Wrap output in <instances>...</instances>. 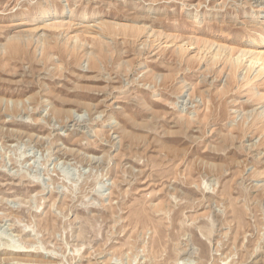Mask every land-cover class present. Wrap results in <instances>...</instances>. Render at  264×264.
Listing matches in <instances>:
<instances>
[{
    "label": "rangeland",
    "instance_id": "obj_1",
    "mask_svg": "<svg viewBox=\"0 0 264 264\" xmlns=\"http://www.w3.org/2000/svg\"><path fill=\"white\" fill-rule=\"evenodd\" d=\"M20 35L0 264H264V74L238 88L209 60L264 51V0H0V46Z\"/></svg>",
    "mask_w": 264,
    "mask_h": 264
},
{
    "label": "bare ground",
    "instance_id": "obj_2",
    "mask_svg": "<svg viewBox=\"0 0 264 264\" xmlns=\"http://www.w3.org/2000/svg\"><path fill=\"white\" fill-rule=\"evenodd\" d=\"M54 15H56L55 12H52L51 14L48 15L49 16L48 18H54ZM194 18H196V16H194ZM22 24H24V23H19L18 26H21ZM52 28H55V27L53 26ZM101 31H104V30L102 29ZM129 31H130V33H133V34H136V35L140 34L142 32L145 33V26L132 27L131 29H129ZM146 33H148V29H146ZM103 36L101 34L100 37H103ZM24 37L25 36H23V35L13 37L6 43V45L0 46V49H2L4 53H6V50H8L9 52H11L13 54H19L21 52V50H22V48H21L22 47L21 46V40H23ZM99 42H102V41H99ZM188 47H189L188 44H183V46H179L178 47L177 51H178V53H183V52L187 51ZM221 48L220 47H216L215 49H213L214 51H212L210 53V58H209L210 65L217 64V62L220 61V60L223 61L225 66L228 68V77H229V79L232 80L233 83H236V85L239 83V81L237 83V78H238L237 72L239 71L240 66L243 69H245L244 74H242L243 77L240 79L241 84H240V86L238 85V88H241L243 86H247L249 84V82L253 81L254 79H257L262 74H264V51L254 55V53L252 51H250V50H242L240 52V55H238L237 57H234L235 56L234 54L228 55V56H226L225 54L222 55L223 54V50ZM2 50H1V52H2ZM72 51H75V49H72ZM197 51H198V54H199V51H200L199 48L197 49ZM89 52H91V50H89ZM244 55H248L249 59H248L247 63L241 64V62H242L241 57L244 56ZM90 56H91L90 59H95V58L98 59V56L95 57V55L92 52L90 53ZM235 88H236V86H235ZM258 93L255 92L254 95L255 96H259ZM253 111H254V109L251 110L250 113L252 114ZM248 116H249V114H248ZM247 119H249V118H247ZM263 122H264V107H262V111H260L258 113H255L253 115V121L251 122L250 127H254L258 123H263ZM2 245H1V247H2ZM5 245L8 248L7 244H5ZM13 247H15V246H13ZM19 247H20V245H19ZM21 247L24 248L23 246H21ZM14 249H17V248H14ZM14 249H13V251H10L9 255H12V256L13 255H17V256L25 255L26 257H32V255H33L32 252L23 251V250H21V248H19L17 250H14ZM181 251H183V250L181 249ZM43 257H46L45 254H44ZM47 257H49V256H47ZM20 258L18 259V257L17 258H11L10 257V259L7 262V264H50L49 261L48 262H43V263H36V261H33V260L29 259V258H26V259H20ZM2 260H4V259H2ZM182 261H184V260H182Z\"/></svg>",
    "mask_w": 264,
    "mask_h": 264
}]
</instances>
